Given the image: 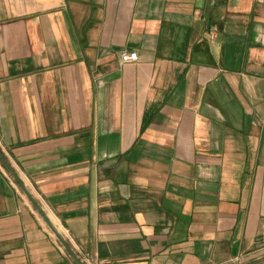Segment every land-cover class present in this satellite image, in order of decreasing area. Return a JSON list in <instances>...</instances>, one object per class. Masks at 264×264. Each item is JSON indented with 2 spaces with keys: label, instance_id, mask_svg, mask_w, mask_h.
Returning a JSON list of instances; mask_svg holds the SVG:
<instances>
[{
  "label": "crops",
  "instance_id": "obj_1",
  "mask_svg": "<svg viewBox=\"0 0 264 264\" xmlns=\"http://www.w3.org/2000/svg\"><path fill=\"white\" fill-rule=\"evenodd\" d=\"M32 200L81 264H264V0H0V264H77Z\"/></svg>",
  "mask_w": 264,
  "mask_h": 264
},
{
  "label": "water",
  "instance_id": "obj_2",
  "mask_svg": "<svg viewBox=\"0 0 264 264\" xmlns=\"http://www.w3.org/2000/svg\"><path fill=\"white\" fill-rule=\"evenodd\" d=\"M33 201V200H32ZM34 205L36 206V208L38 209L39 213L42 215V217L45 219V221L50 225L51 230L53 231V233L58 237V239L63 243L64 247L67 249V251L69 252V254L74 258V260L77 262V264H81V262L77 259V257L74 255V253L71 251V249L69 248V246L67 245V243L63 240V238L61 237V235L56 231V229L49 223V221L47 220V218L45 217L44 213L42 212V210L40 209V207L37 205V203L35 201H33Z\"/></svg>",
  "mask_w": 264,
  "mask_h": 264
},
{
  "label": "built area",
  "instance_id": "obj_3",
  "mask_svg": "<svg viewBox=\"0 0 264 264\" xmlns=\"http://www.w3.org/2000/svg\"><path fill=\"white\" fill-rule=\"evenodd\" d=\"M119 56L122 62H134L138 59L137 52L135 51H123Z\"/></svg>",
  "mask_w": 264,
  "mask_h": 264
}]
</instances>
